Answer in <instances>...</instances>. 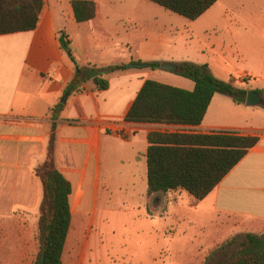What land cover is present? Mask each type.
Listing matches in <instances>:
<instances>
[{"label": "crops", "instance_id": "1", "mask_svg": "<svg viewBox=\"0 0 264 264\" xmlns=\"http://www.w3.org/2000/svg\"><path fill=\"white\" fill-rule=\"evenodd\" d=\"M72 1L43 0L35 30L0 36V264L35 262L43 202L35 169L46 160L50 145L57 170L71 187V223L62 264H83L75 261L74 247L69 245L87 221L85 208L91 207L92 212L100 202L107 204L117 194L135 190L139 176H146L147 135L151 132L234 131L259 139L201 201H209L211 212L222 216V221L215 241L198 253L194 264L204 263L217 240L224 243L237 236L264 234V128L248 127L253 118L241 110L244 105H235L220 94L213 96L199 126L125 121L144 81L164 72L127 66L173 63L164 61L162 44L151 38L148 17L152 10L136 0H86L95 4V17L77 23ZM193 23H197L190 27L193 38L201 33L213 34L212 43L264 42V0H218ZM61 35L79 66L126 69L105 75V91L97 92L92 81L80 75L82 91L65 93L75 67L61 49ZM193 87L192 83L184 90ZM57 105L61 107L53 118ZM87 218L92 226L95 216Z\"/></svg>", "mask_w": 264, "mask_h": 264}, {"label": "trees", "instance_id": "2", "mask_svg": "<svg viewBox=\"0 0 264 264\" xmlns=\"http://www.w3.org/2000/svg\"><path fill=\"white\" fill-rule=\"evenodd\" d=\"M165 11L190 22L199 19L218 0H147ZM43 0H0V36L31 32L36 29ZM77 23L94 19L92 1L71 2ZM61 49L70 56L75 76L65 93L81 92L78 81L85 75L97 92L108 89L105 75L125 70L126 66L81 67L72 55L63 35ZM142 68L159 70L157 62L141 63ZM177 75L190 80L192 91H186L157 81L145 80L133 101L125 121L152 125L199 126L214 95L229 97L235 105H244L247 92L217 80L207 66L190 63L177 65ZM57 105L52 110L54 118ZM259 142L254 136L234 131L199 133L151 132L147 135L146 197L185 192L195 201L204 200L226 175ZM43 188V202L38 218L36 241L39 251L34 264H62V255L70 229L71 187L57 170L52 145L44 163L35 169ZM203 264H264V234H247L225 241L214 248Z\"/></svg>", "mask_w": 264, "mask_h": 264}, {"label": "rangeland", "instance_id": "3", "mask_svg": "<svg viewBox=\"0 0 264 264\" xmlns=\"http://www.w3.org/2000/svg\"><path fill=\"white\" fill-rule=\"evenodd\" d=\"M136 2L152 10L148 17L153 31L151 38L155 44H162L164 61L205 65L217 80L247 93L260 94L262 104L240 108L252 115L253 122L248 127L264 128V42L212 43L213 34L201 33L193 38L190 27L197 23L149 1ZM151 80L183 90L192 87L190 80L173 73L160 72ZM145 177L141 174L135 190L126 195L117 194L115 200L107 204L100 202L92 212L91 207L85 208L87 217L95 216V222L89 226L86 217L87 221L77 232L78 237L69 245L74 247L75 261L82 260L83 264H194L198 253L212 245L216 234L220 233L222 216L211 212L209 201H195L185 192L145 199ZM124 198L127 204H123ZM74 232L72 228L71 234ZM223 241L217 240L213 249Z\"/></svg>", "mask_w": 264, "mask_h": 264}, {"label": "water", "instance_id": "4", "mask_svg": "<svg viewBox=\"0 0 264 264\" xmlns=\"http://www.w3.org/2000/svg\"><path fill=\"white\" fill-rule=\"evenodd\" d=\"M127 67H139V68H141L142 66L141 65L130 64ZM159 70L164 71V72L177 74L178 71H179V68H178L177 65H175L173 63L164 62V63H160ZM65 98L66 97H64L63 100H65ZM259 104H262V100H261L260 96L257 93L248 92L246 94L245 103H244V105L246 107H253V106H257Z\"/></svg>", "mask_w": 264, "mask_h": 264}, {"label": "built area", "instance_id": "5", "mask_svg": "<svg viewBox=\"0 0 264 264\" xmlns=\"http://www.w3.org/2000/svg\"><path fill=\"white\" fill-rule=\"evenodd\" d=\"M176 133V132H175ZM181 133H191V132H181Z\"/></svg>", "mask_w": 264, "mask_h": 264}]
</instances>
